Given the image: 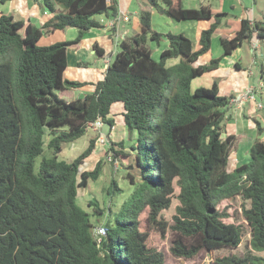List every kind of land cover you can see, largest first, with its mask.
Here are the masks:
<instances>
[{
  "label": "trees",
  "instance_id": "1",
  "mask_svg": "<svg viewBox=\"0 0 264 264\" xmlns=\"http://www.w3.org/2000/svg\"><path fill=\"white\" fill-rule=\"evenodd\" d=\"M42 2L54 14L40 26L0 12V264H165L151 236H164L168 229L170 252L180 258L202 249L235 248L242 240L241 225L225 222L227 208L217 204L237 196L249 205L242 206V216L250 227L251 247L264 249V129L256 120L248 157L229 170V156L243 139L226 130L233 96L220 94L216 80L209 87L191 85L253 36L264 43V20L250 24L242 19L233 36L220 37V56L194 65L210 49L221 14L213 15L208 5L188 8L180 0H146L176 20L213 18L201 31L198 48L183 33L154 30L150 10L141 9V31L118 42L94 91L67 100L60 95L64 90L84 85L63 77L67 49L100 26L94 15L114 18L117 0ZM54 4L61 10L55 12ZM68 27L77 29L73 39L37 43L43 33ZM163 38L168 47L155 59L148 43ZM171 59L177 61L168 64ZM115 103L122 104L128 132H136L130 145L135 171L127 174L133 189L102 224L105 234L97 242L90 213L77 202L79 190L101 174L100 160L91 169L81 168L93 154L96 135L73 159L58 154L86 133L89 122L100 118L106 131L112 129L109 114ZM45 135L50 155L44 152ZM115 146L123 149L124 142H110L109 149L118 154ZM117 189L112 181L107 192ZM174 196L177 204L168 223L161 212ZM88 204L102 214L97 202ZM256 260L248 251L216 257L210 264Z\"/></svg>",
  "mask_w": 264,
  "mask_h": 264
},
{
  "label": "crops",
  "instance_id": "2",
  "mask_svg": "<svg viewBox=\"0 0 264 264\" xmlns=\"http://www.w3.org/2000/svg\"><path fill=\"white\" fill-rule=\"evenodd\" d=\"M180 1L184 7L188 8L208 5L213 15L221 14L220 24L212 34L210 49L199 56L194 65L207 63L211 58L220 56L222 54L220 37L233 36L240 28L242 19H248L250 24L264 20V0H216L215 7L212 0ZM6 2L8 3L7 11L0 10V12L12 15L14 19H22L25 23L32 22L40 26L54 14L41 4L42 0L39 2L36 0H7ZM54 9L57 12L61 10V7L54 4ZM117 9V14L123 12L126 19H115L104 14L94 15L93 18L100 23V26L90 28L79 43L68 47L63 77L68 80L84 82V85L64 90V92L68 91L65 99L82 98L94 91L96 83L103 79L107 65L119 50L118 42L128 40L141 31L139 20L141 9L150 10L151 25L154 30L161 33L168 31L183 33L194 43L195 48L199 46L198 40L201 31L207 29L213 20V18L176 20L157 12L147 4L146 0H117ZM234 21L239 23V28L232 29ZM76 33L77 29L73 27L56 29L49 33H43L37 43L49 45L56 41L73 39ZM214 34L215 36H213ZM254 39L257 41V48H253ZM259 42L261 43L257 36H253L249 43L243 42L230 54L222 55L216 69L194 78L191 83L192 87L199 85L209 87L216 80L220 94L233 96L229 104L232 118L227 122L226 130L242 137L240 144L248 142L250 145L252 142L250 138L257 136L255 121L261 122V118L255 113L253 106L259 103H261L260 107L264 105L262 104L264 100V55L260 52ZM148 46L152 49L153 57L158 59L160 52L168 47V40L163 38L158 43L150 41ZM96 48L100 49L101 53ZM176 61V59H171L168 64ZM256 102L259 103L256 104ZM122 110L121 103L112 105L109 117L114 120V126L108 132L110 135H114L116 131L122 129L121 137L124 144L128 140L131 144L136 137V132H128L123 124ZM260 125H264V123L261 122ZM260 138L262 137L260 136ZM241 148L239 146L233 152L237 157L234 159V165L245 159V156L240 154Z\"/></svg>",
  "mask_w": 264,
  "mask_h": 264
},
{
  "label": "rangeland",
  "instance_id": "3",
  "mask_svg": "<svg viewBox=\"0 0 264 264\" xmlns=\"http://www.w3.org/2000/svg\"><path fill=\"white\" fill-rule=\"evenodd\" d=\"M43 1V0H42ZM212 3L215 7L216 0H212ZM43 6L44 2H41ZM58 5V4H57ZM8 3L5 4L0 3V10L7 11ZM239 28V23L234 21L233 28ZM215 36V34L213 35ZM253 44H257V42L253 41ZM260 44V52L264 55V43L261 41ZM68 92V91H67ZM66 91L63 94H60L62 97H67L68 93ZM259 102H256V104ZM257 105H253L255 107V113L260 116V120L264 123V105L262 107ZM264 104V100L262 101ZM232 114V113H231ZM257 119V118H256ZM260 122V123H261ZM263 126L264 129V125ZM119 125L117 126V128ZM122 130V129H121ZM121 130L116 131L114 135L112 134L109 138L110 142H118L120 140L123 141L121 137ZM123 133V132H122ZM95 134L92 130L87 129L86 133L79 137L77 140L66 143L62 146V150L58 154L59 159L71 160L78 153H80L88 144V140L94 137ZM264 138L263 134L261 135ZM132 139V138H131ZM254 137L250 138V141H253ZM48 140V136L44 137V149L45 154L50 155L49 151L46 149L45 144ZM127 140V139H126ZM133 140V139H132ZM110 142L106 145H102L99 142H95L94 150L92 156L85 161L82 165V169H91L96 161L100 160L102 162L101 165V174L98 179L95 181H90L87 187L79 190V194L77 197L78 204L86 211L90 213V218L93 224L102 225L105 223L108 217H112L113 213H115L121 204L128 198L131 193L133 186L130 184L128 179V173H132L135 171L134 165V151L130 149L129 140L124 144L123 149H119L118 146H115L117 150H120L118 154H115L111 149H109ZM240 147H242L239 151L243 156H247L249 143H241ZM248 157V156H247ZM41 156L37 158V163L39 162ZM234 153L229 156L228 159V168L232 170L234 168V159H236ZM246 159V157H244ZM91 159V161H89ZM243 159V160H245ZM112 181H115L118 189L114 191L112 194H108L107 189L111 186ZM178 188L175 189V193H177ZM95 201L98 204V208L102 211V214H95L94 206L89 205V202ZM177 204V199L175 196L172 199L171 205L169 208L164 209L161 212V216L163 219L167 220L168 223L172 222V215L175 211V206ZM249 206L248 202H243L239 196L232 199H225L220 201L217 204V208L220 210L223 208H227L229 216L224 218L225 222H235L241 225L242 230V240L238 247L231 248L227 246L218 247L212 249L211 251L200 250L195 256L191 258H180L174 256L170 252L171 245V231L168 229L164 236H161L158 232H152V243L163 253L165 264H210L213 259L216 257H221L224 255L235 254L238 256L245 255L248 251L251 252L252 255L258 258V260L254 261V264H264V249L256 250L251 247L250 237L251 231L247 222L244 220L242 216V206ZM143 213L141 216H144ZM94 225V226H95Z\"/></svg>",
  "mask_w": 264,
  "mask_h": 264
},
{
  "label": "built area",
  "instance_id": "4",
  "mask_svg": "<svg viewBox=\"0 0 264 264\" xmlns=\"http://www.w3.org/2000/svg\"><path fill=\"white\" fill-rule=\"evenodd\" d=\"M109 1V0H107ZM115 19H126V15L121 12L119 14H117V16L114 17ZM114 21V19H112ZM255 42H257L255 39H254ZM253 48H257V45L256 44H253ZM260 106V105H258ZM87 129H90L93 131V133L96 135V141L95 142H99L100 144L102 145H106L108 144L109 141V138H110V133L108 131H106L104 129V122L98 118L92 122H89L87 124ZM93 235L95 237V239L97 240V242H100L101 240V236L105 234V229L102 225H97V226H94L93 227Z\"/></svg>",
  "mask_w": 264,
  "mask_h": 264
}]
</instances>
